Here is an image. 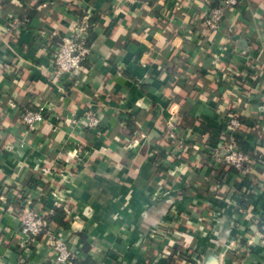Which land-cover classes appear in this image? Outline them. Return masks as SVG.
Segmentation results:
<instances>
[{
	"label": "crops",
	"instance_id": "1",
	"mask_svg": "<svg viewBox=\"0 0 264 264\" xmlns=\"http://www.w3.org/2000/svg\"><path fill=\"white\" fill-rule=\"evenodd\" d=\"M224 1L0 0V264H54L55 238L89 264H264V0ZM65 37L91 52L64 81ZM28 110L45 120L29 127ZM229 114L245 121V174L204 152ZM59 204L67 225L26 242L25 207Z\"/></svg>",
	"mask_w": 264,
	"mask_h": 264
},
{
	"label": "built area",
	"instance_id": "2",
	"mask_svg": "<svg viewBox=\"0 0 264 264\" xmlns=\"http://www.w3.org/2000/svg\"><path fill=\"white\" fill-rule=\"evenodd\" d=\"M224 2L225 6H236L238 4V0H225ZM224 13L225 7L222 5L213 8L205 17V25L211 31L218 32ZM15 23L19 24L20 21L16 20ZM90 52L91 50L85 40L72 37L63 38L52 53L57 76L64 81L74 77L82 68V64ZM227 119L229 122L226 135L216 145L207 141L205 145L206 151L204 152L215 159H220L222 155L223 158L221 159L228 167L245 174L248 170V164L251 163V155L240 149L233 136V132L242 126L241 120L235 114L227 115ZM44 120L45 114L43 110H28L22 114V121L29 127H33ZM81 121L90 130H97L101 125V119L91 110L83 115ZM168 130L171 138L177 137L178 127L175 121L168 123ZM258 223L260 224V245L264 255V222L258 221ZM47 230V217L39 213L32 205L25 207L21 218V232L26 238V242L36 243L37 238ZM53 249L55 253L54 264H74L78 260L77 255L71 251L68 243L62 238H55Z\"/></svg>",
	"mask_w": 264,
	"mask_h": 264
},
{
	"label": "trees",
	"instance_id": "3",
	"mask_svg": "<svg viewBox=\"0 0 264 264\" xmlns=\"http://www.w3.org/2000/svg\"><path fill=\"white\" fill-rule=\"evenodd\" d=\"M34 12L35 11H32L31 15L29 14L24 19V21L26 19L31 20L34 15ZM186 116H187L186 114H179V117L181 118V120L179 121V124H181V127H183V121L185 120ZM239 119L241 120L242 126L239 129H237L235 132H233V136L235 138V141L237 142V145L240 147L241 150H243L245 153L252 152L251 146L245 141V133L247 132L245 121L240 117ZM228 122L229 121L227 118L224 119L221 128H219L218 130L219 131L218 134H215L214 136L211 134V139L209 140L210 143H212L213 145H216L219 143L220 134L227 133ZM133 123H134L133 119L130 116L127 120V125H128V128L132 129L131 131L135 129L132 127ZM47 224H48V229L51 227V225H60V226L67 225V210L63 204L61 205L59 204L54 208L50 217L47 218ZM74 264H89V263H88V260H86L85 262L75 261Z\"/></svg>",
	"mask_w": 264,
	"mask_h": 264
},
{
	"label": "rangeland",
	"instance_id": "4",
	"mask_svg": "<svg viewBox=\"0 0 264 264\" xmlns=\"http://www.w3.org/2000/svg\"><path fill=\"white\" fill-rule=\"evenodd\" d=\"M158 227V226H156ZM153 232H155V236L157 237V235H159V237H163V234L161 233L160 229L159 228H156ZM157 242H160L161 244L164 243L163 239L160 240V241H157ZM163 245V244H162ZM186 247L183 246V244H178V242L176 241H173V244H172V249L171 251H180V250H185ZM186 251H188V249H186ZM177 261H180L179 259H176ZM185 260V259H183Z\"/></svg>",
	"mask_w": 264,
	"mask_h": 264
}]
</instances>
